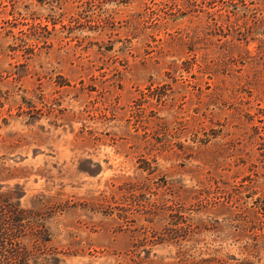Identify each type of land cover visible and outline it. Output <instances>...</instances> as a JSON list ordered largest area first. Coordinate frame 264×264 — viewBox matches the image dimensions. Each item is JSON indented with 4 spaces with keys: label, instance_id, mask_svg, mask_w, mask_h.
<instances>
[{
    "label": "rangeland",
    "instance_id": "rangeland-1",
    "mask_svg": "<svg viewBox=\"0 0 264 264\" xmlns=\"http://www.w3.org/2000/svg\"><path fill=\"white\" fill-rule=\"evenodd\" d=\"M0 264H264V0L0 1Z\"/></svg>",
    "mask_w": 264,
    "mask_h": 264
},
{
    "label": "trees",
    "instance_id": "trees-1",
    "mask_svg": "<svg viewBox=\"0 0 264 264\" xmlns=\"http://www.w3.org/2000/svg\"><path fill=\"white\" fill-rule=\"evenodd\" d=\"M0 1H2V0H0ZM36 1H37V3H39V4L44 3V0H36ZM45 19H46V21H50L52 24L55 23V22H52L51 20H47L46 17H45ZM48 33H50V31H49ZM43 41L46 42V40H43ZM29 50L33 51V50H34V47H33V46L29 47Z\"/></svg>",
    "mask_w": 264,
    "mask_h": 264
}]
</instances>
